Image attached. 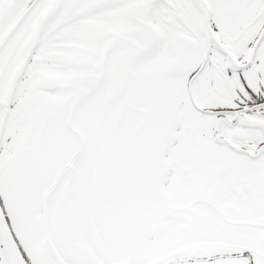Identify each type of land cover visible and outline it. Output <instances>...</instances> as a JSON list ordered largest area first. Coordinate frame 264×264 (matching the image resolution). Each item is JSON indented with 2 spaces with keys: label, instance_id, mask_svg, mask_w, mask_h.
Instances as JSON below:
<instances>
[{
  "label": "snow or ice",
  "instance_id": "6c2138e0",
  "mask_svg": "<svg viewBox=\"0 0 264 264\" xmlns=\"http://www.w3.org/2000/svg\"><path fill=\"white\" fill-rule=\"evenodd\" d=\"M0 264H264V0H0Z\"/></svg>",
  "mask_w": 264,
  "mask_h": 264
}]
</instances>
